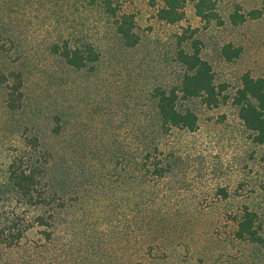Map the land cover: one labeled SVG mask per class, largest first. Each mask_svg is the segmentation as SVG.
Masks as SVG:
<instances>
[{
	"label": "rangeland",
	"instance_id": "1",
	"mask_svg": "<svg viewBox=\"0 0 264 264\" xmlns=\"http://www.w3.org/2000/svg\"><path fill=\"white\" fill-rule=\"evenodd\" d=\"M104 1L0 0V69L23 74L25 96L12 111L8 87L0 85V187L15 156L49 153V185L66 205L56 203L53 228L39 227L37 216L50 221L51 210L0 190V209L35 225L19 244L2 248L0 264H264V146L253 142L232 101L218 108L181 101L199 128L163 133L152 97L157 87L181 85L177 39L186 29L194 32L186 49L201 43L225 94L235 93L245 73L264 77V14L231 22L237 6L248 16L263 0H214L222 25L202 21L196 0H186L185 20L172 25L158 17L163 0H112L136 16L134 48ZM66 41L94 45L100 60L93 69L67 65L51 52ZM227 44L241 48L233 61L223 55ZM34 136L37 152L26 141ZM148 153L171 172L152 175ZM244 207L259 216L261 243L236 237Z\"/></svg>",
	"mask_w": 264,
	"mask_h": 264
},
{
	"label": "trees",
	"instance_id": "2",
	"mask_svg": "<svg viewBox=\"0 0 264 264\" xmlns=\"http://www.w3.org/2000/svg\"><path fill=\"white\" fill-rule=\"evenodd\" d=\"M163 6L158 12V17L168 24H177L186 18V0H163ZM104 9L115 20L118 34L122 37L124 44L128 48L136 47L140 42V36L136 33L135 14L122 13L121 6L114 5L112 0L103 2ZM195 11L198 17L206 24L213 21L223 24L214 0H196ZM264 14V0L259 9L252 10L248 16L240 12V6L231 15V22L239 25L248 17L258 19ZM192 30H184L177 39V59L184 66L185 73L179 87L165 89L157 87L153 91V99L158 113L160 130L169 133L173 130H186L195 132L199 128V118L190 109H182L181 101H188L198 98L210 108H218L221 105L232 101L239 110V117L247 131L250 132L252 140L258 145L264 146V77H254L250 73H245L241 78L240 86L232 96L225 94L227 85H218L215 82V74L211 64L203 59L201 55V43L194 40L190 50L185 44L194 37ZM51 52L60 56L65 63L75 69H84L91 65V69L100 60V53L96 51L94 45L87 44L82 47L71 45L68 41L62 44H54ZM241 54V48H236L232 44H227L223 48V55L228 61H233ZM0 85L8 87L6 106L12 111H18L24 104V76L21 72H5L0 69ZM56 131L60 130V119L56 117ZM28 146L33 152L40 148L38 137L26 139ZM157 151V148L155 149ZM161 154H159L160 156ZM49 153L40 155L37 159L26 155L14 157L8 167V182L0 187L2 193L16 192L21 197L26 206L35 209L51 210L50 221L44 215L36 218V225L39 227L53 228L54 211H56L57 194L51 191L47 178L46 166L49 161ZM152 154L145 156L147 161L153 159L151 165L154 169L152 175L164 178L171 172L172 165L162 166L163 160L158 156L151 158ZM155 160V161H154ZM227 197V194H224ZM63 201V200H62ZM57 206L65 208L64 202H59ZM10 217H9V216ZM6 214L0 209V259L2 248L13 247L19 244L26 235V232L35 227L33 224H22L16 221L15 214ZM53 215V216H52ZM13 216V217H11ZM26 223V220H25ZM235 234L237 239L251 243L262 242V225L256 212L244 207L240 215L235 220ZM43 233L47 239H51L52 234L48 230Z\"/></svg>",
	"mask_w": 264,
	"mask_h": 264
}]
</instances>
